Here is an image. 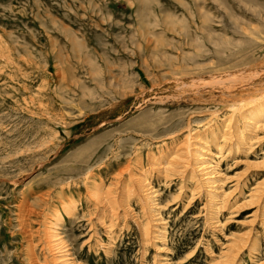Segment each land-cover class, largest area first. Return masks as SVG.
I'll return each instance as SVG.
<instances>
[{
	"label": "rangeland",
	"instance_id": "1",
	"mask_svg": "<svg viewBox=\"0 0 264 264\" xmlns=\"http://www.w3.org/2000/svg\"><path fill=\"white\" fill-rule=\"evenodd\" d=\"M263 98L264 0H0V264H56L55 239L75 264H213L244 241L254 247L239 264L263 262L264 213L231 209L264 187V169L240 178V199L217 214L230 223L220 233L205 193L185 208L198 187L191 168L166 172L170 183L150 170L208 130L221 151L230 117L248 145L220 176L247 170L237 161L264 163L242 121L264 107L245 102ZM215 149L203 155L212 166L227 153ZM140 174L156 196V227L136 197L114 217L93 199L120 200Z\"/></svg>",
	"mask_w": 264,
	"mask_h": 264
},
{
	"label": "bare ground",
	"instance_id": "2",
	"mask_svg": "<svg viewBox=\"0 0 264 264\" xmlns=\"http://www.w3.org/2000/svg\"><path fill=\"white\" fill-rule=\"evenodd\" d=\"M239 82L235 83V87L233 86V88H237L240 84ZM213 84L221 85V83L219 82L213 83ZM229 89L231 90V88ZM263 101H264V98L258 99V100H250L248 102H245L244 109H247L250 106L257 104V103H261ZM243 113H244L243 120H242L243 125L245 128H250L248 129L249 132L251 131L250 136L252 137V139L249 145L253 144L252 146L253 149H256L257 147H261L264 144V123L262 122L260 123L258 120L260 116H263L264 118V107H257V108L251 107L247 111L243 110ZM225 133H230V135L229 134L227 135ZM216 141H217V136L216 134H214L213 130L207 131L205 140L200 138V135H195L191 139L187 138L184 141H182L183 142L182 144H177L174 146V148L172 149L173 154L171 155V158L167 162H165L164 165H162L161 161L163 160V158L166 159L165 153L163 154V156L160 155L158 157L152 158L150 170L153 173H156V174L158 173L159 175L163 176L165 183L166 182L170 183L172 180L169 179V181H167V179L170 176H168L166 172H170L174 175H182V173L186 169L191 168L193 175L197 179L198 187L196 188L195 186V188L190 191V194L191 193L193 194H191L192 197L186 202L185 208L188 210L191 209L192 204L195 202V200L199 199L200 194L205 193L204 195L206 199L205 205H207L208 207H213V209L209 211V215L206 221L209 226L214 228V232L219 231L220 233V231H222L224 227L230 225V223L223 224L221 226V223L219 222L217 218V214L224 213L227 204L229 205L230 203L237 201L236 197L237 199H240L241 191L244 190L245 184H247L246 183L247 181L242 184H239L240 178L245 176L246 173H251L252 171H258V170L264 169V163L262 162L259 164H252V163L249 164L248 162L244 163L243 161L242 163H240L239 161H237L235 162V166L238 164L247 165V170L235 176L226 177L225 175H223L224 173H221V176H220V172H219L220 163L227 161L228 158L231 156L235 157L239 155V153L243 151L242 149H245L243 147H245V145H248V144L243 143L242 131L238 129L237 124L233 122V119L231 117L228 118L227 123L223 129V134L221 137V143H222L221 151H217V149H215L214 146L216 145ZM198 145H200V147ZM225 147L227 151V153L224 154L225 157L218 158V162L214 163V166L210 165V162H207L210 160H207L205 156L203 157V155H207L209 157L213 156V154L211 153V148H214L215 151L221 154V157H222V154L224 153L222 150ZM247 147H250V146H247ZM191 151H196V152H191ZM248 154L250 153H247V155ZM174 165L177 167L176 169L174 168ZM140 175L142 177H136V176L132 177L131 175L132 178H130L131 180L130 179L129 180L131 181L132 185H134V191L127 190L125 193L126 195L123 194L124 192H120V194L123 195V196H119L120 200L116 198V195L115 197L110 198L109 196L103 193L98 194L97 196L94 195L95 197L93 199L96 202L97 206L104 208V210H106V212H108V214L111 217H114L117 210L123 211L124 213L130 212L129 205L127 202H130L129 200H131L133 197H136L137 200H139L140 202L143 201L147 205L146 206L147 209L151 211L149 213L150 223L151 225L156 227L157 225H160L159 222H155V221L160 220L159 214H157L155 211L157 209V206H156L157 203L154 202L155 201L154 198L156 196L153 193V191H151V187H149V183L146 181V179H144L146 175H142V174ZM220 177L221 179H219ZM251 177L252 176H250V178ZM227 180L228 182H231V183L234 181H237V182L229 186L232 189L231 191L224 192V190L222 189V185ZM227 186L228 184L225 183V187ZM122 191H123V188H122ZM194 191L196 192L194 193ZM134 192L136 193L134 194ZM179 195H180V192L178 193L177 197ZM123 197L125 199H123ZM247 197L249 200L235 207L233 206L231 209L232 211L231 213H233L234 216H240V213L248 211L250 209H254L251 214L253 218L263 216L264 187L263 188L253 187L252 191L248 194ZM175 202L176 201H174V203ZM72 208L73 207L71 205H67V204L66 206L63 207L64 212L66 214L65 216L66 218L68 217L69 211L73 210ZM221 216L222 214H220V217ZM234 216L230 217L228 222L233 220ZM261 223L264 224V219H261ZM161 235H163V233ZM54 237H56L54 233L53 235L49 236V238L51 239ZM53 241H55V243L52 244V246L55 249L54 252L59 254L58 258H56L57 260L56 264H75L70 258V253H68L69 249L67 248V246L64 245V243L61 240L59 241V239L52 240V242ZM49 243H51V241ZM249 243L250 242L248 241H244L242 243L234 242V245L229 244L228 246L225 247L227 251L223 254V259H221L219 262L214 261L213 264H239L238 258L240 256V253L244 251V249H248V247H249V250L251 247H254L252 243L251 244ZM252 250H256V247ZM157 252H161V250ZM255 255H257V253H255ZM259 264H264V261L260 262Z\"/></svg>",
	"mask_w": 264,
	"mask_h": 264
}]
</instances>
